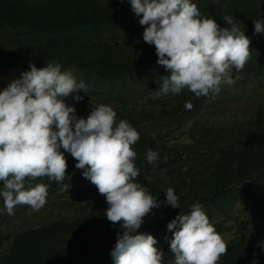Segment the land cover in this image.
<instances>
[{"label": "rangeland", "instance_id": "rangeland-1", "mask_svg": "<svg viewBox=\"0 0 264 264\" xmlns=\"http://www.w3.org/2000/svg\"><path fill=\"white\" fill-rule=\"evenodd\" d=\"M191 2L221 27L225 14L233 16L251 41V59L240 73L233 69V76L241 78L233 86L223 85L215 98H197L187 89L156 96L160 76L170 73L148 63L156 50L143 41L141 17L129 0H0V91L30 71V63L41 68L58 62L62 71L71 70L88 87L87 94L65 98L77 116L87 118L91 104H107L117 112V121L127 120L140 134L133 146L140 170L136 180L158 197L161 207L145 217L138 231L157 239L165 261L174 259L167 224L199 202L228 246L218 264H264V32L256 33L253 24L264 22V0ZM119 11L126 13L107 21ZM75 20L90 26L67 25ZM77 94L82 101L73 98ZM186 102L193 107L187 109ZM231 132L236 140L228 143L225 135ZM247 138L249 149L238 157L229 153V145ZM149 149L158 153L155 164L147 162ZM64 155L71 177L63 181L68 192L61 191L62 184L38 178L30 183L58 185L48 191L44 208L18 206L12 216L0 199V264L12 259L18 264H114L110 253L121 226L108 221L105 197L75 168L71 154ZM145 164L165 167L145 174ZM219 165L234 171L219 177L229 182L220 181L208 194L205 187ZM168 188L174 189L180 208L164 206ZM195 192L206 194L195 200Z\"/></svg>", "mask_w": 264, "mask_h": 264}, {"label": "clouds", "instance_id": "clouds-1", "mask_svg": "<svg viewBox=\"0 0 264 264\" xmlns=\"http://www.w3.org/2000/svg\"><path fill=\"white\" fill-rule=\"evenodd\" d=\"M123 2V0H121ZM132 11L141 17L143 41L154 45L157 63L169 75L160 76L156 96L179 95L187 89L197 98L218 96L223 85L233 86L251 59V41L241 29L242 22L225 14L221 27L214 18L201 14L191 0H129ZM256 33L264 22L253 20ZM0 91V199L3 210L15 215L18 206L40 211L47 203L48 184L30 182L47 178L62 184L67 173L65 152L77 161L75 168L96 186L108 205L104 215L120 224L111 250L114 264H218L228 246L216 232L203 206L195 202L190 212H180L167 224L173 232L169 241L172 261L156 247L157 239L139 232L144 219L161 207L158 197L137 182V153L133 146L139 132L127 121H117V112L107 104H91L87 118L76 115L65 98L88 87L71 70L58 62L45 67L29 65ZM77 102L83 97L75 95ZM185 107L193 105L186 102ZM63 149V151H61ZM149 164L158 153L146 152ZM71 179V177H70ZM27 185V186H26ZM164 206L180 208L173 188L165 190ZM255 264V262H254Z\"/></svg>", "mask_w": 264, "mask_h": 264}, {"label": "trees", "instance_id": "trees-1", "mask_svg": "<svg viewBox=\"0 0 264 264\" xmlns=\"http://www.w3.org/2000/svg\"><path fill=\"white\" fill-rule=\"evenodd\" d=\"M126 12L125 11H119V13L117 14H114V16L111 18V19H107L108 20H115L117 18H119L121 15L125 14ZM67 25H83L84 27L86 26H90L89 23H86L82 20H75L71 23H68ZM30 28H32L33 30H40L41 28H44V27H41V26H31ZM249 36V35H248ZM247 36V37H248ZM157 59L158 57H154V56H149L148 58V63H157ZM74 60V59H73ZM76 62V61H75ZM226 136V141L229 143V142H233L236 140V137L234 136V132H231V133H228ZM243 141V140H242ZM240 141V143L236 144V145H229L231 147H227L229 153H231L234 157H238L239 156V153L244 150V149H249L250 148V139L247 138V140H245L244 142ZM242 142V143H241ZM205 154L206 152L204 153H201L200 154V157L202 159H205ZM219 164V163H218ZM242 164V163H241ZM165 167V165H143V167L141 168V173H149L151 171H160L161 169H163ZM234 169L232 167H229V166H224V165H219L218 168L216 167L215 169V173H214V176H216L213 180L210 181V183L205 187V191L210 194V192L212 191V189L215 187V186H218L221 179L223 176H227L229 173L233 172ZM220 177V178H219ZM229 182V179L226 177L225 178V181H221V183H228ZM44 184H46L45 182H43ZM49 187H48V191L51 190V191H55L57 188L58 185H53L52 183H49L48 184ZM202 192H195L193 193V196L196 197L195 200H201V196L203 194H206V193H203L201 196H199L198 194H201ZM199 196V197H198ZM14 259H12L11 261L9 260V262L7 264H18L17 261H13ZM19 263L20 264H23L21 263V260H19ZM27 264H30L29 261H27Z\"/></svg>", "mask_w": 264, "mask_h": 264}]
</instances>
